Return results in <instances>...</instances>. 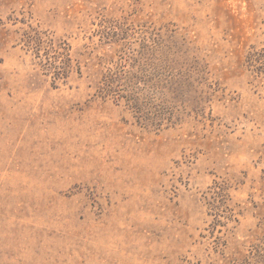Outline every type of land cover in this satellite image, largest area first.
Returning a JSON list of instances; mask_svg holds the SVG:
<instances>
[{"label":"rangeland","instance_id":"rangeland-1","mask_svg":"<svg viewBox=\"0 0 264 264\" xmlns=\"http://www.w3.org/2000/svg\"><path fill=\"white\" fill-rule=\"evenodd\" d=\"M0 264H264V0H0Z\"/></svg>","mask_w":264,"mask_h":264}]
</instances>
